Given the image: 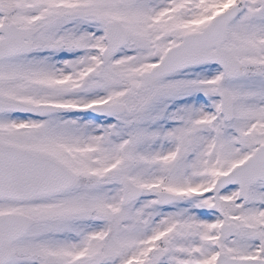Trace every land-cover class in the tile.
<instances>
[{"label":"snow or ice","instance_id":"6c2138e0","mask_svg":"<svg viewBox=\"0 0 264 264\" xmlns=\"http://www.w3.org/2000/svg\"><path fill=\"white\" fill-rule=\"evenodd\" d=\"M0 264H264V0H0Z\"/></svg>","mask_w":264,"mask_h":264}]
</instances>
